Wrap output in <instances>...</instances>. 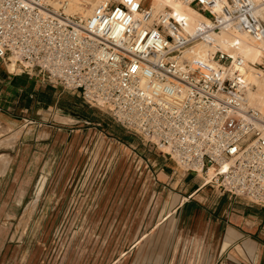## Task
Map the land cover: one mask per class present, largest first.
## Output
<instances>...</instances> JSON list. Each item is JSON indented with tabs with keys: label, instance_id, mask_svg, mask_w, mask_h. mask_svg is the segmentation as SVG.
I'll list each match as a JSON object with an SVG mask.
<instances>
[{
	"label": "built area",
	"instance_id": "1",
	"mask_svg": "<svg viewBox=\"0 0 264 264\" xmlns=\"http://www.w3.org/2000/svg\"><path fill=\"white\" fill-rule=\"evenodd\" d=\"M183 1L210 26L187 33L140 0H98L89 15L68 12L70 0H0V60L10 74L36 72L80 93L183 173L203 174V185L264 207V116L248 99L241 58L205 33L264 41V0ZM197 42L214 48L199 55Z\"/></svg>",
	"mask_w": 264,
	"mask_h": 264
},
{
	"label": "rangeland",
	"instance_id": "2",
	"mask_svg": "<svg viewBox=\"0 0 264 264\" xmlns=\"http://www.w3.org/2000/svg\"><path fill=\"white\" fill-rule=\"evenodd\" d=\"M140 1L148 7V0ZM263 65L264 62L256 64ZM0 66L6 71L11 69L1 60ZM18 73L24 72H14ZM28 76L42 82L50 101L26 115L25 111L19 113L25 120L15 123L16 127L0 125V139L14 132L11 135L15 140L17 130L30 131V136L21 139L25 144L34 143L29 139L38 130L42 138L49 132L54 137L50 142L42 141L46 143L42 145L45 168H29V177H16L15 182L0 187V229L5 228L0 234V264H108L129 246L127 242L133 238L136 227L144 216H149L144 214L151 209L158 211L159 204L150 211L147 208L153 187L159 185L158 190L164 189L154 196L164 198L173 191L183 172L139 135L88 104L80 93L46 82L36 72ZM115 131L125 141L116 139L112 134ZM33 148L32 144L28 153L30 164L38 152ZM162 165L171 177L167 180L172 181L170 184L157 180ZM25 170L27 173L26 167L23 174ZM187 174L203 183V174ZM207 186L218 190L213 184ZM128 198L127 209L133 208V215L121 217L119 205H126ZM132 201L139 202L133 206ZM6 211L13 215L5 216ZM119 221L127 229L121 230ZM161 244L152 243L151 249L140 250L148 254Z\"/></svg>",
	"mask_w": 264,
	"mask_h": 264
},
{
	"label": "crops",
	"instance_id": "3",
	"mask_svg": "<svg viewBox=\"0 0 264 264\" xmlns=\"http://www.w3.org/2000/svg\"><path fill=\"white\" fill-rule=\"evenodd\" d=\"M45 88L42 82L38 83L27 74L11 75L0 66V125L16 127L15 123L25 120V116L19 113L25 111L26 115L43 107L50 101V95L44 93ZM51 101L54 102V98ZM17 131L18 136L13 141L11 134L14 132L0 139V144L6 142L0 145V187L15 182L16 177H29L33 167L41 169L46 166L45 147L42 146L46 143L42 141L50 142L53 133L49 132L42 138L38 130L32 134L33 139H29L34 143L29 141L25 144L21 139L24 135L30 136V131ZM112 134L116 139L125 141L116 131ZM32 144L38 152L35 161L30 164L28 153ZM25 167L27 173L25 170L23 174ZM160 168L157 180L160 184H170L172 181L167 180L171 177L164 171L163 165ZM175 184L173 191H169L164 198H155L164 189L158 190L159 185L153 187V196L148 200L147 208L150 211L151 207L159 204L158 211L151 209L149 214H144L149 216L141 219L133 238L127 242L129 246L108 264H264V207L252 206L227 193L212 190L187 173H182ZM139 201L131 203L134 206ZM129 202L130 199L122 208L119 205L118 214L122 213L121 217L133 215V208L127 209ZM12 213L6 211L5 216L9 217ZM119 223L121 230L127 229L126 224L122 226ZM3 226H6L5 222ZM3 230L5 228L0 229V234ZM152 243L162 244L159 250H151L148 254L140 250L151 249Z\"/></svg>",
	"mask_w": 264,
	"mask_h": 264
},
{
	"label": "bare ground",
	"instance_id": "4",
	"mask_svg": "<svg viewBox=\"0 0 264 264\" xmlns=\"http://www.w3.org/2000/svg\"><path fill=\"white\" fill-rule=\"evenodd\" d=\"M85 1V5L82 6L80 5V0H70L68 12L79 11L85 15H89L98 0ZM148 4V8L153 13V16L160 12H169L177 20L184 21L187 33H191L195 27L200 25L204 27L210 26V22L204 15L183 0H148ZM205 33L213 38L214 46L222 48L232 56H239L241 58V71L245 74L251 85L248 99L264 116V67L256 66V64L262 65L264 62V41H257L247 34L236 30H220L219 32L205 30ZM213 48V46H208L203 42H197L190 50L199 55H205L208 50H212ZM213 175L214 167H210L207 170L206 179L208 180Z\"/></svg>",
	"mask_w": 264,
	"mask_h": 264
}]
</instances>
